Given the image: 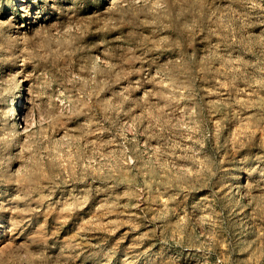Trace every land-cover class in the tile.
<instances>
[{
  "label": "clouds",
  "instance_id": "obj_1",
  "mask_svg": "<svg viewBox=\"0 0 264 264\" xmlns=\"http://www.w3.org/2000/svg\"><path fill=\"white\" fill-rule=\"evenodd\" d=\"M13 4L0 264H139L145 239L161 246L149 264L264 257V0H0ZM44 208L75 231L27 234ZM124 227L141 243L118 261L91 243ZM236 229L254 239L238 247Z\"/></svg>",
  "mask_w": 264,
  "mask_h": 264
},
{
  "label": "rangeland",
  "instance_id": "obj_2",
  "mask_svg": "<svg viewBox=\"0 0 264 264\" xmlns=\"http://www.w3.org/2000/svg\"><path fill=\"white\" fill-rule=\"evenodd\" d=\"M11 12L14 15H19L18 8L13 4L9 6L7 9L0 8V16H7ZM257 149H253V151H256ZM228 159H232V156H228ZM99 202V199H95L90 205L89 209H86L85 211L90 215L91 212L95 210V207L97 203ZM133 211H136L139 213L138 209H134ZM14 215L13 213L7 214L5 216V222H7V219L9 216ZM151 216V213L148 214ZM111 218V217H110ZM77 219L73 218L70 220L67 224H61L56 219V213L54 210L51 209H41V212L36 214L32 220H31V227L28 229L27 234H35L41 227L47 229L48 233L52 235L59 234L61 237H63L66 234H70L75 231V224L77 223ZM8 227H12V225H8ZM155 225H148L147 227L141 228V232H147L150 228H154ZM127 233V235H125ZM236 235L234 236V240L238 247L242 248L243 244L241 241H251L254 239V237L251 234L243 235L239 233V230L236 229ZM140 233L130 232L127 227H124L121 229L120 232L117 233L115 237H108L103 232H97L95 233L91 238V243L93 244H103L106 248L115 249L118 252L117 255V261L119 260L120 256L119 253H122V251L129 247V245L135 246L138 243H141L136 238L139 237ZM123 239V243H120V240ZM143 248L141 247H134V251L136 253H142L144 249L151 247V252L149 253L148 257H142L139 260V264H149V257L159 253L161 251V246L155 239H145L143 242ZM174 252L179 251L176 249H173ZM249 252H244L243 255L247 256L249 255ZM184 256L186 257L183 261V264H196L197 259H199L198 254H196L193 250L192 254L189 255L188 253H184ZM77 264H80L79 261H77ZM256 264H264V257H259L256 261Z\"/></svg>",
  "mask_w": 264,
  "mask_h": 264
}]
</instances>
